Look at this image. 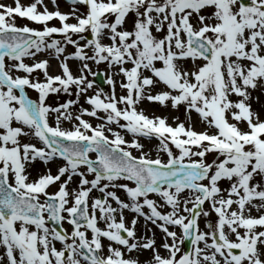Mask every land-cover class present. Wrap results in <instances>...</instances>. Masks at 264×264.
I'll return each instance as SVG.
<instances>
[{"label": "snow or ice", "instance_id": "obj_1", "mask_svg": "<svg viewBox=\"0 0 264 264\" xmlns=\"http://www.w3.org/2000/svg\"><path fill=\"white\" fill-rule=\"evenodd\" d=\"M65 4L0 2V264H264V0Z\"/></svg>", "mask_w": 264, "mask_h": 264}, {"label": "rangeland", "instance_id": "obj_2", "mask_svg": "<svg viewBox=\"0 0 264 264\" xmlns=\"http://www.w3.org/2000/svg\"><path fill=\"white\" fill-rule=\"evenodd\" d=\"M0 2H4V3H9L11 4L12 3V0H0ZM29 0H22V3H28ZM58 2L61 4V10L62 11H67L68 10V7L66 5H64L63 3H61L59 0ZM51 7V6H50ZM18 23H24V21H18ZM100 71L104 72L105 69H104V66L102 65L101 68H100ZM117 93L119 94V89H117ZM33 96V98H35V95H33V93L31 94ZM83 103V101H81ZM150 110H153V112L156 114V115H161V114H166V113H162L158 108H151ZM156 111V112H155ZM151 115V114H150ZM65 127H69L70 125L66 122ZM145 144H148V141H144ZM156 141H152L151 142V145H154V147L152 149L155 148V145H156ZM155 154V153H154ZM201 227L203 228L204 227V223L201 224Z\"/></svg>", "mask_w": 264, "mask_h": 264}, {"label": "water", "instance_id": "obj_3", "mask_svg": "<svg viewBox=\"0 0 264 264\" xmlns=\"http://www.w3.org/2000/svg\"><path fill=\"white\" fill-rule=\"evenodd\" d=\"M98 80H99V83L103 86L104 82H103V79L101 76H100V78H98Z\"/></svg>", "mask_w": 264, "mask_h": 264}, {"label": "bare ground", "instance_id": "obj_4", "mask_svg": "<svg viewBox=\"0 0 264 264\" xmlns=\"http://www.w3.org/2000/svg\"><path fill=\"white\" fill-rule=\"evenodd\" d=\"M145 107L147 108V106H145ZM147 111H148V114H152L153 113V110L147 109Z\"/></svg>", "mask_w": 264, "mask_h": 264}]
</instances>
